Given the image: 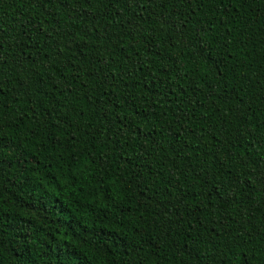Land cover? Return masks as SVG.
Listing matches in <instances>:
<instances>
[{
  "label": "trees",
  "instance_id": "1",
  "mask_svg": "<svg viewBox=\"0 0 264 264\" xmlns=\"http://www.w3.org/2000/svg\"><path fill=\"white\" fill-rule=\"evenodd\" d=\"M0 264H264V0H0Z\"/></svg>",
  "mask_w": 264,
  "mask_h": 264
}]
</instances>
